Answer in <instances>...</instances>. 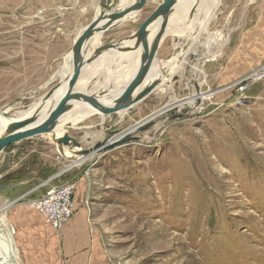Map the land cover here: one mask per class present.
<instances>
[{
	"label": "rangeland",
	"instance_id": "1",
	"mask_svg": "<svg viewBox=\"0 0 264 264\" xmlns=\"http://www.w3.org/2000/svg\"><path fill=\"white\" fill-rule=\"evenodd\" d=\"M163 1L150 0L137 19L106 30L97 50L141 30ZM218 2L215 20L199 29L193 46L188 34L170 32L162 41L159 62H173L178 47L187 54L171 92H151L124 117L90 115L66 132L89 150L160 114L126 144L72 168L90 172L94 190L83 208L92 209L87 229L101 264H264V0ZM94 9L93 0H0V111L8 107L17 118L58 84L54 77ZM198 19L193 30L205 13ZM219 32L229 39L226 52L207 62ZM95 55L84 94L110 90L101 63L93 73ZM211 92L219 94L198 96L196 108L161 115ZM71 165L53 134L10 145L0 151V203L27 195L16 205L37 212L28 201L63 184V175L62 182L54 177ZM22 182L28 184L3 190Z\"/></svg>",
	"mask_w": 264,
	"mask_h": 264
},
{
	"label": "water",
	"instance_id": "2",
	"mask_svg": "<svg viewBox=\"0 0 264 264\" xmlns=\"http://www.w3.org/2000/svg\"><path fill=\"white\" fill-rule=\"evenodd\" d=\"M131 0H97L95 5V18L92 23L84 30L81 37L78 39L73 49L69 53L70 56H74L73 64L69 67L66 75L60 76L59 74L54 77L59 78L58 84L50 90V92L38 103L32 105L33 111L27 116L15 118L9 116L8 112L10 108L6 107L0 111V117L8 122L10 129L8 132L0 136V151L9 147L10 145L16 144L23 140H27L34 136L50 134L52 130L58 124V118L66 112L73 110L75 107L81 104H86L91 107L99 109V113L104 112H120L121 109L129 108L131 105L143 101L152 92V87H148L141 91L138 96L131 97L125 102H111L110 104L104 103L109 94L107 88L99 87V90H94L88 96H74L73 91L82 83L84 76V68L88 65V55L90 49L96 42V31H106L110 28L116 27L126 21L134 19L140 14L144 6L149 0H136L133 5H128ZM176 2V0H164L151 18L148 20L146 25L135 34L122 41L116 46L110 48H103L98 51L95 55L97 56L96 62H99L103 55L109 52H121L127 43L142 42V53L139 56L140 61L143 63V68L139 72V75L132 79L124 88V90H135L138 85L142 83L147 74L152 70L153 63L157 61L158 57V40L160 39L161 33L164 35L165 31L161 29L158 37L156 31L160 23L169 20L166 18L169 9ZM92 57V56H91ZM68 58L65 60V65L68 62ZM53 100L52 102H48ZM72 124L67 126V130L71 128ZM28 129V130H26ZM120 135V134H119ZM132 138L124 136L118 141L102 142L96 144L89 150H83L80 143L70 137L68 134L59 138L56 142L59 147H71L77 149V155L80 160L73 163V167L77 166L82 160L90 158L95 155L105 154L109 151L116 149L117 147L126 144ZM78 162V163H77ZM65 169L57 177L63 173L69 171L73 167ZM1 176V174H0ZM28 184V182H22L15 186L4 187V191H15L19 187ZM9 258L12 264H17L14 256L9 254Z\"/></svg>",
	"mask_w": 264,
	"mask_h": 264
},
{
	"label": "bare ground",
	"instance_id": "3",
	"mask_svg": "<svg viewBox=\"0 0 264 264\" xmlns=\"http://www.w3.org/2000/svg\"><path fill=\"white\" fill-rule=\"evenodd\" d=\"M136 0H131L129 1L128 5H133ZM150 1V0H149ZM219 6L218 0H176V2L172 5V7L169 9L168 14L166 18L169 20L168 22L164 21L160 23L158 26V29L156 31V36L158 37L161 29L165 31V34L163 35L161 33L160 39L158 37V48H160V45L166 35H168L170 32L173 33H179L180 36H184L185 34H188V39L191 41V46H193L200 35L199 29L203 28L205 31L208 30V26L212 21L215 20L216 18V10ZM204 12L205 13V21L202 26L199 28H195L193 30V27L197 23V20L200 13ZM140 15V14H139ZM137 15V17L139 16ZM198 17L195 19L194 26L192 27L191 20L193 17ZM135 19V18H134ZM133 20V19H131ZM130 21V20H129ZM180 26V27H179ZM192 29V31H191ZM178 30V31H177ZM104 31H96V42L90 49V54L88 55V65L85 66L84 71L87 70L91 62L93 60V56L97 54L96 52L98 51L97 46L100 42V39L102 37ZM192 32V33H191ZM196 35L194 37H191L192 35ZM224 33V32H223ZM222 32L214 34L215 39L210 40V47L213 45L215 46L214 43H216V46L213 50L212 53H208L210 56V60L207 62H216L218 59L222 58L225 54L226 46L228 45L229 39L227 38L226 34H223ZM191 34V35H190ZM186 37V36H185ZM184 38V37H183ZM212 42V43H211ZM93 49V50H92ZM215 51V52H214ZM93 53V54H92ZM142 53V42H132V43H127V46L119 53L117 52H109L104 58V55L102 59L97 62L94 65V72L95 73L98 68L100 67L101 63V68L104 70V74L106 75L108 79V83L111 85L108 99L104 101L106 104H110L111 102H125L131 97H136L138 94L145 90L148 87H152V93L158 92L160 94H166L168 92H171L172 90V83L174 81V77L182 70L185 68V59H186V51L182 47H178L176 51L175 58L173 62H159L158 57L156 58L157 61L156 63L154 62L152 65V70L147 74L145 79L142 81L140 85L135 90H124L125 86L132 80L135 79L138 75L139 72L143 68V63L140 61L139 56ZM195 54V53H194ZM92 56V57H91ZM118 56H125V57H132L131 61L129 64L124 63L123 69L118 67L117 64V58ZM68 58V62L66 63L64 67V71L61 70L59 72L60 76L66 75L69 67L73 64L74 56H70L69 54L67 55L66 59ZM103 61V63H102ZM125 71L128 72V74H124ZM204 74V73H203ZM255 77V76H254ZM260 79H257L255 82H258ZM97 85V84H96ZM82 87V83L78 85V87L73 91L74 96L76 95V91H78V88ZM85 87V86H84ZM81 89V88H80ZM231 88L230 90H232ZM228 89V91H230ZM75 92V93H74ZM92 93V92H91ZM89 94H85L84 96H88ZM222 93V92H221ZM215 94L219 93H209V94H198L194 98L187 100L186 102L179 103L177 105L169 106L166 107L168 110L165 108L164 112L161 113L164 114L168 111H171L172 109H183L184 106L188 105L189 107L196 108V101L200 98L202 100L206 99H212ZM200 96V98L198 97ZM53 101V100H52ZM49 100L48 102H52ZM134 105V104H133ZM132 106V105H131ZM33 111V106L29 108L28 111L23 112V113H18L17 118L22 117V116H27L31 114ZM99 109L91 107L86 104H81L75 107L73 110L64 113L63 115L58 118V124L57 126L52 130L50 134H53L55 137V141H57L59 138L63 137L67 133V126L69 124L77 125L78 123L82 122L86 118H88L90 115L97 114L99 113ZM128 113V108L121 109V115L124 117ZM160 115V114H158ZM158 115L151 116L150 118H147L145 121L142 123L138 124L136 127L130 129L129 131L122 132L120 136H117L116 138L110 139V142L118 141L124 136H129L130 138L137 132L139 126L142 124H147L154 119L158 117ZM10 127L8 126V122L0 117V136L5 135ZM28 130V129H26ZM61 148V153L63 156L72 161L73 163H76V161L80 160V157L77 155V149L71 148V147H60ZM84 160L80 161L78 163L82 164ZM71 165V166H72ZM73 167V166H72ZM14 232L12 230H9L8 223H7V218L5 215L0 214V252L3 255H9L12 254L14 256V259L16 260V263L19 264L18 261V252L17 248L15 245V239L13 236Z\"/></svg>",
	"mask_w": 264,
	"mask_h": 264
},
{
	"label": "crops",
	"instance_id": "4",
	"mask_svg": "<svg viewBox=\"0 0 264 264\" xmlns=\"http://www.w3.org/2000/svg\"><path fill=\"white\" fill-rule=\"evenodd\" d=\"M96 1L97 0H93L95 5ZM95 13L94 9L91 20L86 26L92 23L95 18ZM197 17L198 15L191 20L192 27L194 26ZM72 48L73 44H70V49L68 50L70 51ZM107 54L108 53L104 55V58H106ZM131 59L132 57L129 56H118V67L123 69L125 65L124 63L129 64ZM87 70H85L84 73L87 72ZM58 74L59 73L56 75ZM124 74H128V72L125 71ZM84 93L85 90H83V87H79L78 91H76V95L78 96H84ZM89 173L90 172H87L83 175L70 169L62 174L63 176L60 175L63 177V182L62 178L60 179V176L58 177L63 184L57 186H63L68 183L75 184V199L78 205L73 219L65 226L61 233L53 230L38 212L13 204L15 200L0 203V214H5L7 220L16 230L15 235L13 234V236L18 252L19 264L102 263L100 249L98 245L95 244L94 240H91L87 229V221L90 220L89 217L92 213L90 210L92 209L88 210L83 208L84 202L88 199L90 191L94 190L92 187L93 182L89 179ZM97 213L98 212H94L93 215H96ZM103 264L105 263L103 262Z\"/></svg>",
	"mask_w": 264,
	"mask_h": 264
},
{
	"label": "built area",
	"instance_id": "5",
	"mask_svg": "<svg viewBox=\"0 0 264 264\" xmlns=\"http://www.w3.org/2000/svg\"><path fill=\"white\" fill-rule=\"evenodd\" d=\"M257 79L261 78H255V80ZM47 185L49 184L46 183L45 187ZM75 192L76 186L74 183L63 186H50L47 187L41 198L29 200L27 206L36 210L53 230L61 233L76 213ZM26 199L27 195L14 201L13 204L23 202ZM8 227L15 235V228L11 224ZM0 264H12L9 255H3L0 252Z\"/></svg>",
	"mask_w": 264,
	"mask_h": 264
}]
</instances>
